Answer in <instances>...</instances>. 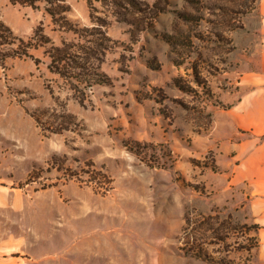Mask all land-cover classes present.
Returning <instances> with one entry per match:
<instances>
[{
	"label": "rangeland",
	"instance_id": "374dc122",
	"mask_svg": "<svg viewBox=\"0 0 264 264\" xmlns=\"http://www.w3.org/2000/svg\"><path fill=\"white\" fill-rule=\"evenodd\" d=\"M105 1L0 0L15 36L75 44L109 78L75 93L49 69L51 45L0 59V264H264L259 197L233 180L262 139L241 99L264 87V19L252 0ZM133 142L172 159L136 157Z\"/></svg>",
	"mask_w": 264,
	"mask_h": 264
},
{
	"label": "trees",
	"instance_id": "16d2710c",
	"mask_svg": "<svg viewBox=\"0 0 264 264\" xmlns=\"http://www.w3.org/2000/svg\"><path fill=\"white\" fill-rule=\"evenodd\" d=\"M13 4H21L37 9V1L39 0H10ZM90 7L93 8V0H86ZM96 2L106 5L105 0H95ZM118 0H114L116 5ZM128 5L132 6V3L129 0H124ZM249 1V0H248ZM254 4L255 11L258 10L259 0H252ZM50 2L44 6V11L49 15L53 22L58 24L62 29L73 32L76 35H81V32L73 28L72 23L63 16L70 12V8L61 7L59 9H54L53 6H49ZM61 16V17H60ZM97 28H93L92 31H99L106 37L105 27L107 25L96 24ZM46 45H51V47L45 52L46 56L49 58L50 71L65 80L69 85L70 89L75 93H81L83 96H86L87 91H92L95 87L99 86H108L109 78L100 72L99 68L91 64L90 61L86 58H83L79 55L78 46L72 43H63L62 47H56L52 44L51 40L46 37L42 30L37 29L34 34L27 40L18 38L14 35L12 30L0 24V48L8 47V50L5 53H0V59L4 60L7 58H26L31 57L30 52L35 51L39 48H43ZM197 77V75H196ZM199 87H202L201 82L197 81ZM179 87V86H178ZM181 87V86H180ZM179 87V88H180ZM185 93L191 94V90H183ZM126 149L136 157H141L144 155H149L154 157L155 155L160 159L165 161H171L172 155L168 150L157 149L155 146L150 144H141L139 142H133L125 146ZM162 167V166H160ZM251 228L258 232L260 227L257 225L251 226ZM259 242L252 246L251 249L257 248Z\"/></svg>",
	"mask_w": 264,
	"mask_h": 264
},
{
	"label": "crops",
	"instance_id": "0c3cea01",
	"mask_svg": "<svg viewBox=\"0 0 264 264\" xmlns=\"http://www.w3.org/2000/svg\"><path fill=\"white\" fill-rule=\"evenodd\" d=\"M258 12L264 19V0H259ZM264 31V26H262ZM264 82V75L258 76ZM242 121L246 128L253 130L259 139L256 143L248 141L247 149L249 153L242 158L236 166L233 180L236 182L247 183L251 194L259 197L257 201V226L264 228V87L259 88L255 96H244L241 99ZM257 138V139H258ZM245 144H242V148ZM259 226V227H260ZM261 229L258 232V237ZM259 246L260 247V239ZM256 249V250H257Z\"/></svg>",
	"mask_w": 264,
	"mask_h": 264
}]
</instances>
